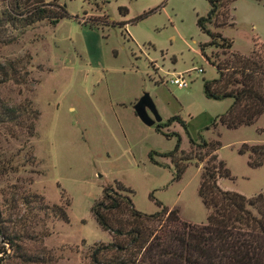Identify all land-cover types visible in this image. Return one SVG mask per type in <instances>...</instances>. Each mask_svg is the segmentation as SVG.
I'll return each instance as SVG.
<instances>
[{
  "label": "rangeland",
  "instance_id": "1",
  "mask_svg": "<svg viewBox=\"0 0 264 264\" xmlns=\"http://www.w3.org/2000/svg\"><path fill=\"white\" fill-rule=\"evenodd\" d=\"M6 1L0 0L6 71L0 104L29 101L38 116L33 135L21 111L0 123L1 226L16 233L17 248L12 252L0 237V264H94L90 252L111 235L90 208L104 187L117 183L132 190L133 207L143 213L157 211L159 201L186 222L203 224L206 209L196 192L201 162L189 137L219 142L217 158L229 171L217 179L221 189L247 197L264 190V161L250 167L247 153L237 152L242 143L264 144V116L236 128L210 127L231 99L203 94V81L216 76L198 49L208 40L195 25L208 10L206 0H57L68 16L53 26L42 20L24 28L5 21ZM223 8L227 24L218 31L232 51L246 55L254 42L264 47V0H233ZM171 72L183 73L186 87L170 84ZM144 92L159 123L170 116L184 122L185 130L176 121L161 128L178 134L179 150L190 158L178 179L164 155L176 137L157 131L158 122L145 125L132 109ZM54 204L66 221L52 211Z\"/></svg>",
  "mask_w": 264,
  "mask_h": 264
},
{
  "label": "trees",
  "instance_id": "2",
  "mask_svg": "<svg viewBox=\"0 0 264 264\" xmlns=\"http://www.w3.org/2000/svg\"><path fill=\"white\" fill-rule=\"evenodd\" d=\"M232 1L206 0V14L195 18L199 31L208 36L206 42L199 43V52L216 72L215 77L203 81V94L211 99H231L228 108L211 121L212 128L218 124L226 128L250 125L259 116H264V47L254 42L248 54H239L231 50V41L218 31L219 27L227 24L228 16L224 14L223 7ZM28 2L7 0L5 21L17 23L19 28L42 20L53 26L68 16L57 0ZM118 11L125 14L127 9L119 7ZM152 11L143 12L130 22ZM212 24L214 30L209 28ZM206 48L214 51L207 55ZM0 74L2 77L6 75L1 65ZM18 111L22 113L20 116L28 119L27 132L33 135L38 112L29 101L21 106L0 104V123L14 121L19 116ZM173 121L185 130L184 122L178 116L156 123L155 129L165 137H176L174 147L164 155L174 165L172 179H178L190 158L179 150L176 132L161 130ZM188 142L197 152V161L201 162L196 192L206 209L205 222L199 225L186 222L176 208L170 209L159 201H155L159 207L157 211L143 213L133 207L130 188L121 183H117V187L106 186L90 212L98 226L111 235V241L92 249L90 257L94 264H264V190L247 197L221 189L217 179L229 177V171L217 158L219 142L205 140L201 136L197 140L189 137ZM237 152L247 153L250 167H258L264 161V144L242 143ZM153 154L150 152L148 156L155 162ZM35 197L31 195L30 198ZM26 202L27 198L24 199ZM51 208L60 220L66 221L63 208L56 204ZM1 222L0 218L2 242L12 252L17 251L16 233L8 232ZM0 253H5L3 245Z\"/></svg>",
  "mask_w": 264,
  "mask_h": 264
},
{
  "label": "water",
  "instance_id": "3",
  "mask_svg": "<svg viewBox=\"0 0 264 264\" xmlns=\"http://www.w3.org/2000/svg\"><path fill=\"white\" fill-rule=\"evenodd\" d=\"M132 109L139 120L145 125H152L161 120L151 98L146 92L142 93V95L135 101L132 105Z\"/></svg>",
  "mask_w": 264,
  "mask_h": 264
},
{
  "label": "built area",
  "instance_id": "4",
  "mask_svg": "<svg viewBox=\"0 0 264 264\" xmlns=\"http://www.w3.org/2000/svg\"><path fill=\"white\" fill-rule=\"evenodd\" d=\"M197 71H201V69L198 68ZM168 81L170 84H173L179 88L186 87L187 85L184 75L181 72H171Z\"/></svg>",
  "mask_w": 264,
  "mask_h": 264
},
{
  "label": "crops",
  "instance_id": "5",
  "mask_svg": "<svg viewBox=\"0 0 264 264\" xmlns=\"http://www.w3.org/2000/svg\"><path fill=\"white\" fill-rule=\"evenodd\" d=\"M264 189V187L263 188H261L260 190H263Z\"/></svg>",
  "mask_w": 264,
  "mask_h": 264
}]
</instances>
